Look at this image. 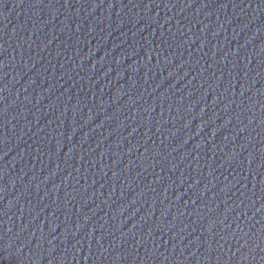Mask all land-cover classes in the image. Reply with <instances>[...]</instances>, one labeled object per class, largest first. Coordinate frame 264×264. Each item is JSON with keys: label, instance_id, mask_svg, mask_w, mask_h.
<instances>
[{"label": "water", "instance_id": "water-1", "mask_svg": "<svg viewBox=\"0 0 264 264\" xmlns=\"http://www.w3.org/2000/svg\"><path fill=\"white\" fill-rule=\"evenodd\" d=\"M0 264H264V0H0Z\"/></svg>", "mask_w": 264, "mask_h": 264}]
</instances>
